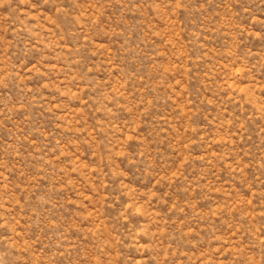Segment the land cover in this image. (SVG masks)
I'll return each instance as SVG.
<instances>
[{"label": "rangeland", "instance_id": "obj_1", "mask_svg": "<svg viewBox=\"0 0 264 264\" xmlns=\"http://www.w3.org/2000/svg\"><path fill=\"white\" fill-rule=\"evenodd\" d=\"M0 264H264V0H0Z\"/></svg>", "mask_w": 264, "mask_h": 264}]
</instances>
